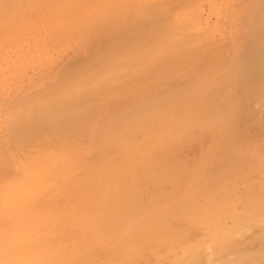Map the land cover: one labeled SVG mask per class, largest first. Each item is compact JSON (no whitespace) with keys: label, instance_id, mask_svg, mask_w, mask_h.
I'll return each instance as SVG.
<instances>
[{"label":"rangeland","instance_id":"1","mask_svg":"<svg viewBox=\"0 0 264 264\" xmlns=\"http://www.w3.org/2000/svg\"><path fill=\"white\" fill-rule=\"evenodd\" d=\"M260 2L37 0V10L30 11L26 9L29 0H22L13 6L9 18L3 16L0 4V264H67L69 255L77 256L79 264L85 258L100 264L127 246L134 256L127 264H264V65L257 64L264 52L260 42L264 40V0ZM150 32L160 47L147 43L154 40ZM136 35L149 38L143 45L145 50L150 44L144 53L150 58L142 56L146 59L142 73L132 64L134 68L121 75L130 79L139 69L135 77L139 79L146 69L148 74L154 70L157 81L145 76L147 85L140 81L138 94L131 93L137 81L131 80L127 91L125 86L117 87L118 92L124 89L123 99L103 101L99 114L85 119L90 123L84 131H79L80 122L73 118L65 129L53 131L61 121L49 115L51 104L41 98L46 91H39L51 87L48 81L60 71L75 70L72 62H100L118 42L128 43ZM153 50L160 55H150ZM161 53L173 62L162 60ZM165 61L172 79L163 73L164 66H157ZM147 63H152L153 70ZM257 69L262 72L257 74ZM173 70L177 76H172ZM182 74L188 75L185 80ZM30 86L37 90L26 94ZM110 119L117 139L102 145L96 158L85 160L79 170L76 163L83 154L98 149L96 129L102 124L97 131L107 133ZM129 124L134 128L137 124L134 133L129 129L131 136L125 131ZM124 131L131 138L128 145L139 151L126 147ZM65 158L76 163L74 172L66 174L69 183L62 195L65 185L59 175L64 170L57 171V166ZM37 171L38 205L48 210L59 204L60 225L80 219L81 201L87 210L97 202L98 210L105 209L110 197L106 196V203L103 192L114 189L118 193L108 212L116 214L110 216L111 224L121 219L123 226H112L108 232L99 230L102 226L39 228L34 237L41 241L38 260H34V249L19 250L5 259L7 238L27 236L12 229L22 210L21 183L22 195L31 191ZM220 234L223 239L217 237L218 241ZM105 237L110 238L109 245ZM192 242L194 249H190ZM189 254L196 260H186Z\"/></svg>","mask_w":264,"mask_h":264},{"label":"bare ground","instance_id":"2","mask_svg":"<svg viewBox=\"0 0 264 264\" xmlns=\"http://www.w3.org/2000/svg\"><path fill=\"white\" fill-rule=\"evenodd\" d=\"M259 2V1H258ZM261 2H262V0H261ZM260 2V3H261ZM262 15H263V12H262ZM264 16V15H263ZM259 17H260V15H259ZM259 19V18H258ZM261 19L264 21V17L262 18L261 17ZM260 21V20H259ZM259 23V22H258ZM260 23H262V21L260 22ZM151 32L153 33V32H155V34H156V30L155 31H152L151 30ZM150 32V35L152 34ZM155 34H153V38L155 37L154 35ZM146 35H140V36H135V38H133L131 41H129L128 43H126V42H118L114 47H112L111 49H113V50H111L112 52H110L108 49V51H109V54H111V55H109L108 54V52H106V47H103L104 48V50H105V54H108L107 55V57L106 58H104L103 57V59H101V61L100 62H93V64H89L88 62V64H85V62H83L82 60H80V61H75V62H72V64H71V67H72V69H75V70H73V71H69V72H62V71H60L57 75H56V79H54V80H50V81H48V84H47V86H51V87H48V88H46L45 90H44V88H43V90L41 89V91H39L40 93H42V91H46V93L45 92H43V94L41 95L42 97L41 98H43V97H45L46 99H47V105L50 103L51 104V108H50V113H49V115L52 117V118H54V119H60V125H56V126H54V130L53 131H58L59 129L60 130H63V129H65L67 126H68V122L71 120V118H73L75 121H77L79 124V127H78V129H79V131H84L85 130V128H87L86 127V125H89V123H86L85 121L87 120V121H89V119H92L93 117H96L97 116V114H99L98 112H99V110H100V108L101 107H103V106H101L102 105V103H103V101H104V103H106L107 101H109V103H111L113 100H118L119 98H120V96L121 95H123V93H121V92H123V90L121 91V89H120V92H118L117 91V89L119 88V86H121L120 88H122V86H127V87H129L130 88V86H128V84L130 83V81L132 80L135 84L137 83V86L138 87H136L137 89L139 88V87H142V86H140V81H141V83L142 82H144L143 84H145V85H147L146 83V78L148 79L150 76H152V75H154L155 73H156V71L154 72V70L153 69H151V66L149 65V64H152V63H147L149 66H150V68L149 69H151V70H153L152 71V73H151V71H150V73L148 74V71H147V69H146V71H144L145 73L147 72V74H143V78H139V79H141V80H139L138 78H135L136 76H137V73H138V71H139V69H138V71H136L137 73H135L134 72V75H136V76H132V75H129V76H131L130 77V79L129 78H125V77H123L121 74H123V73H125V69H127V68H130L129 69V71L131 70V67L132 68H134L133 66H137V67H144V63L146 62V59H148L149 60V56H144V53H146V51L145 50H147L148 51V48H147V46L149 45L150 46V44L152 45H154V46H156L157 47V45L156 44H158V46L160 47L161 46V43L158 41V40H155V38H154V40H151V39H149L147 36L145 37ZM157 36H158V34H157ZM161 39V36L160 37H156V39ZM145 39H146V41L148 40V42L147 43H150V44H146L145 46V50H144V41H145ZM151 40V42H153V43H151V42H149ZM154 42H158V43H154ZM261 43L262 42H264V40H262V41H260ZM154 46H152V48H151V50L152 49H155L156 50V48H154ZM102 48V49H103ZM147 48V49H146ZM155 50H153V52L154 53H152V51H151V54L150 55H155V56H157V51H156V53H155ZM157 50H160V48H158ZM160 52V51H159ZM261 52H263V49H262V51ZM150 53V52H149ZM104 54V55H105ZM148 54V53H147ZM161 54H163V53H161ZM146 55V54H145ZM149 55V54H148ZM158 55H160V54H158ZM94 57H95V55H93ZM103 56V55H102ZM142 56L143 57H146V59L143 61V59H142ZM163 56H164V54H163ZM148 57V58H147ZM154 57V56H153ZM158 57V56H157ZM156 57V58H157ZM162 57V56H161ZM259 59H260V57L262 58V59H260L259 60V62L257 63V64H262V65H264L263 64V62H261V60H264V52L261 54H259ZM139 58H141V59H139ZM167 59L168 61L167 62H169V64L170 63H172L173 62V59H170L171 60V62H170V60H169V58H167V56L165 55L164 57H162V60H164V59ZM256 58V57H255ZM151 60V59H150ZM157 60H158V58H157ZM256 60H257V58H256ZM85 61V60H84ZM136 61V62H135ZM174 61H177V59H174ZM258 61V60H257ZM133 62H135V63H133ZM144 62V63H143ZM150 62V61H149ZM156 62V61H155ZM158 62H161L162 63V61L159 59V61ZM161 63H159L158 65H157V63H156V65L158 66V68H162L164 65L166 66V61L165 62H163L164 64L162 65ZM177 63H178V61H177ZM132 64H133V66H132ZM147 64H146V66H147ZM161 64V65H160ZM168 64V65H169ZM179 64V63H178ZM255 65V66H257L258 67V69L260 70V68H259V66L258 65ZM74 65H75V67H74ZM141 65V66H140ZM143 65V66H142ZM253 65V64H252ZM131 66V67H130ZM163 67V68H165V72H163L165 75L167 74V76H169V78L168 79H172V78H170L171 76V74H170V72L169 73H167L166 72V67ZM180 66V65H179ZM254 66V67H255ZM154 67H155V65H154ZM153 67V68H154ZM170 66H168V68H169ZM253 67V68H254ZM256 67V68H257ZM260 67H262V66H260ZM264 67V66H263ZM263 67H262V69H263ZM136 68V67H135ZM142 68H140V70L142 69ZM157 68V69H158ZM178 68V67H177ZM176 68V69H177ZM79 69V70H78ZM120 69H122L123 71H121ZM156 69V70H157ZM170 69V68H169ZM175 69V70H176ZM179 69V68H178ZM257 69V70H258ZM262 69H261V71H259V72H257V74L258 73H261L262 72ZM120 70V71H119ZM144 70V69H143ZM168 70V69H167ZM171 70V69H170ZM175 70H173V72H175ZM264 70V69H263ZM129 71H128V73H129ZM134 71H135V69H134ZM158 71V70H157ZM182 71V70H181ZM254 72H255V70H253ZM108 72H114V73H111V74H107ZM133 72V71H132ZM143 71L141 70V73H142ZM158 73V72H157ZM156 73V74H157ZM177 73H178V75H179V71L177 70ZM129 74H131V72L129 73ZM164 74H163V77H165L164 76ZM169 74V75H168ZM197 75L196 76H198V72L196 73ZM253 75H254V73H252ZM262 74V76H263V74H264V72H262L261 73ZM261 74H259V75H261ZM123 75H125V74H123ZM150 75V76H149ZM173 75H176V72H175V74H172V76ZM182 75H184V80H185V77H186V75L185 74H182ZM251 75V74H250ZM253 75H251L252 77H249V78H252V80L250 79V81L252 82L253 81V79H254V81H255V78H253ZM122 76V77H121ZM138 76H140L139 74H138ZM145 76H146V78H145ZM148 76V77H147ZM157 76H159L158 74H157ZM177 76V75H176ZM181 76V75H180ZM179 76V77H180ZM188 76V75H187ZM195 76V75H194ZM256 76H258V75H256ZM121 77V78H120ZM162 77V76H161ZM175 77V76H174ZM255 77V76H254ZM259 78H260V76H258ZM124 78V79H123ZM133 78H135V79H133ZM152 78H155V81H157V78L155 77V76H152ZM258 78V79H259ZM136 79H138V80H136ZM142 79H144V80H142ZM159 79H161V78H159ZM163 79H165V78H163ZM179 79V80H178ZM177 80L178 81H180V80H183L182 79V77H181V79L180 78H178ZM257 78H256V80H258ZM153 80V79H152ZM188 80V79H187ZM135 81H137V82H135ZM249 81V82H250ZM253 81V82H254ZM263 81V80H262ZM132 82V87H134L133 85H134V83ZM150 82V81H149ZM152 82V81H151ZM161 82H162V79H161ZM164 82V81H163ZM171 82V81H170ZM112 83V84H111ZM153 83V82H152ZM156 83H158V82H156ZM261 83V82H260ZM154 84V83H153ZM160 85H161V83H159ZM165 84V83H164ZM185 84V83H184ZM253 84V83H252ZM263 84V83H262ZM261 84V85H262ZM114 85V86H113ZM130 85V84H129ZM149 85H151V83L149 84ZM77 86V87H76ZM81 86H87V87H81ZM93 86V87H92ZM108 86H110V87H108ZM111 86H113V87H111ZM144 86V85H143ZM153 86V85H152ZM151 86V87H152ZM162 86V85H161ZM165 86H167V85H165ZM176 86H178V84L176 85ZM263 86V85H262ZM90 87H92V88H90ZM115 87V88H114ZM118 87V88H117ZM127 87H126V91H127ZM146 87H150V86H146ZM151 87H150V89H151ZM136 88L134 89V91H132L131 93H137V92H140V90H141V88H139V91L138 90H136ZM143 89V88H142ZM161 90V89H160ZM124 92L125 93V98L124 99H126L128 96L127 95H129L127 92ZM129 91V90H128ZM131 91V90H130ZM129 91V92H130ZM142 91V90H141ZM264 91V90H263ZM130 93V94H131ZM138 94V93H137ZM37 95H39V94H37ZM132 95H134V94H132ZM264 95V94H263ZM119 96V97H118ZM161 96V95H160ZM163 96V95H162ZM167 96H168V94H167ZM40 96H38L37 98H39ZM116 97H118V99H115ZM37 98H36V100H37ZM41 98H40V100H41ZM132 98V96H130V98L129 99H131ZM157 98H159V97H157ZM160 98H162V97H160ZM167 98V97H166ZM262 98H263V96H262ZM121 99H123V96H121ZM151 99H152V97H151ZM154 99V98H153ZM107 100V101H106ZM132 100V99H131ZM163 101L165 100V99H162ZM39 100H37V102H38ZM106 101V102H105ZM128 101V100H127ZM37 102H36V104H37ZM43 102V101H42ZM149 101H147V103H148ZM108 103V102H107ZM35 104V105H36ZM84 105L86 106L84 109H83V107H84ZM136 105H137V103H136ZM147 105V104H146ZM132 106V105H131ZM118 109V108H117ZM116 109V110H117ZM127 109V108H126ZM125 110V109H124ZM123 110V111H124ZM129 110V109H128ZM127 110V111H128ZM115 111V110H114ZM130 111V110H129ZM133 110H131L130 112H132ZM73 112H74V114H73ZM115 116L116 115H119V114H115V113H118V112H116L115 111V113L113 112V111H111ZM124 112H126V110L124 111ZM72 113V114H71ZM104 113V112H103ZM108 113V112H107ZM121 113V115H122V113L123 112H120ZM110 114V113H109ZM123 114H125V113H123ZM13 115L15 116V114L13 113ZM114 115H112V114H110L109 115V117H114ZM126 115V114H125ZM130 116V115H129ZM88 117V118H87ZM100 117H103V115H101ZM109 117H108V119H109ZM131 117V116H130ZM15 117H13V119H14ZM87 118V119H86ZM117 118H118V116H117ZM122 118V116H120L119 115V119H121ZM123 118H124V116H123ZM133 118H135V116L133 117ZM132 118V119H133ZM86 119V120H85ZM131 119V118H130ZM129 119V120H130ZM169 119V118H168ZM12 120V119H11ZM118 120V119H117ZM128 120V121H129ZM13 121V120H12ZM102 122L104 121V118H103V120H101ZM110 121H111V123L109 122L107 125H109V132L108 131H106L107 133H104L105 132V130L106 129H104V132L102 133V134H104V135H100L99 134V126H102V124H100L99 126H98V128L96 129V131H95V133L97 134V137L95 136V138H96V141H95V144H96V146L95 147H97L98 149L97 150H92V151H89V152H85V158H83L84 160H87V161H93L95 158H96V155L98 154V152L101 150V149H99V148H101V146L102 145H107V146H109V143L110 142H112V141H114V139L113 138H115V139H117L116 137H114V136H116V134H114V131H113V129H114V127H113V120L112 119H110ZM121 120H119L118 122H120ZM127 121V122H128ZM12 123V122H11ZM14 123V122H13ZM103 123H106V121L105 122H103ZM149 123V122H148ZM147 123V124H148ZM118 124V123H117ZM116 124V125H117ZM12 125V124H11ZM15 125V124H14ZM17 125V124H16ZM106 125V124H105ZM105 126V128H107L108 126ZM116 125H115V127H116ZM104 126V125H103ZM129 126H130V128H126V129H128V130H126L125 129V131H127V132H129L130 133V135L129 136H131V134H133L134 132H135V130H136V126H137V124L135 125V128L134 127H132L130 124H129ZM122 128H124V127H121V129H120V127H119V129L120 130H122ZM134 128V129H133ZM11 129V128H10ZM78 129H75V130H78ZM84 129V130H83ZM108 129V128H107ZM118 128L117 129H115L116 130V132L119 130ZM132 129V132H130V130ZM12 130V129H11ZM13 130H14V126H13ZM12 130V131H13ZM87 130V129H86ZM98 130V131H97ZM15 131H18V129L17 130H15ZM27 131V130H26ZM124 131V132H125ZM76 132V131H75ZM57 133V132H56ZM83 133H85V132H83ZM95 134V135H96ZM114 134V135H113ZM118 134V133H117ZM17 135V134H16ZM125 135H126V132H125ZM126 136H128V134L126 135ZM128 136V140L125 142V144H126V147L128 146V143L127 142H130V137ZM103 137H105L104 138V143H103V141H102V139L101 138H103ZM100 139H101V141H100ZM18 140V139H17ZM107 143H106V142ZM146 148V147H145ZM144 148V149H145ZM103 150V149H102ZM108 150H109V148L106 150L107 152H108ZM111 150V149H110ZM137 150V149H136ZM139 151V150H138ZM104 152V150L102 151V153ZM107 152H106V155H107ZM166 155V154H165ZM164 154H163V156H165ZM158 158V157H157ZM161 158H163V157H161ZM82 159V160H83ZM165 159V158H164ZM156 160V159H155ZM159 160V159H158ZM156 162H157V160H156ZM72 163V162H71ZM76 163V162H75ZM121 163H123V164H125L124 162H122L121 161ZM120 163V164H121ZM158 163V162H157ZM157 163H154V164H152V165H155V166H153V167H156V165H157ZM74 163H72V164H69V169H66L65 171H63L59 176H62L63 177V179H62V182H63V184L65 185L64 187V189H63V194L62 195H64V193L66 192V188H67V186L68 185H66V184H68L69 183V179H68V177H66V174H68L69 172L71 173V172H74L73 170H75V168H74ZM98 167V166H97ZM58 176V177H59ZM158 177V176H157ZM100 179H102V178H104V176H100L99 177ZM32 180H33V182L31 181V187H32V189H31V191H29V190H26L25 192H24V194L22 195V191H23V187H24V185H22V183H21V186L22 187H20L19 188V194H20V197H19V202H20V205H21V208H22V210H21V215H19L18 217H17V221H16V223H15V225H14V228L12 229L13 230V232L15 233V234H18V233H22V232H26L27 233V236L26 237H24V238H17V237H15V236H9L8 238H7V250H6V254H4L5 256V259H10V258H6V256H14V255H17L18 254V251L19 250H29V249H34V251H35V254H34V260L36 261V260H38V258H39V255H38V251H39V249H40V247H41V241L40 240H35L34 239V237H35V235L37 234V232L39 231V228H51L52 230H57V228H60V226H61V228H64V229H68V228H75V229H85V228H93V227H95V228H98L99 226H102L101 228L102 229H99V230H103L104 232H108L109 231V229H111V228H113L112 226H117V227H122L123 226V222H122V220L121 219H117V222H115V223H112L111 224V218H110V216H114V215H116V214H114V212L112 213V214H110L109 212H108V209H111L112 207H113V203H114V201L113 200H115V198H116V196H117V190H114V189H108L107 190V192H103L104 193V195H105V202L107 203V197L106 196H109L110 197V200L108 201V203H107V207L104 205V207H105V209H103V210H98V206H100L99 204H98V202H97V204H96V206H93L92 208H91V210H87V209H85V207L83 206V203H82V201L80 202L81 203V205H79V208H78V212L79 213H77V216L80 218L79 220H77L76 222H68V221H65V222H63V225H60L59 224V222H58V208H59V204H57V205H54V207L53 208H51V209H48L47 210V208L45 209L44 207H42V206H39L38 205V198H39V195H40V171H37L36 172V174L32 177ZM108 212L109 214L107 215L106 213H104V212ZM119 214H120V212H118ZM70 214H73V212H71ZM118 214V216H120ZM105 215H107L106 216V221L104 222V224L101 222L102 220H103V218L105 217ZM89 216V218L88 219H86L85 220V218L86 217H88ZM222 235L220 234L219 236H216V240H218L217 239V237L218 238H220L221 240L223 239L222 237H221ZM237 236H239V235H237ZM237 236H236V238L235 239H237ZM241 236V235H240ZM215 237V236H214ZM224 237V236H223ZM242 238L244 237V235L243 236H241ZM105 238H108V239H106V240H104V242L107 244V245H109V243H110V238L109 237H105ZM212 239V238H211ZM214 239V238H213ZM212 239V240H213ZM241 239V238H240ZM240 239H237V240H240ZM220 240V241H221ZM219 241V240H218ZM218 241H216V242H218ZM223 242V241H222ZM221 242V243H222ZM115 243V242H114ZM223 243H225V242H223ZM222 243V244H223ZM195 245H196V243L195 242H192L191 244H190V249H194V247H195ZM203 251V250H202ZM192 253V252H191ZM201 253V252H200ZM202 254V253H201ZM204 254V256H205V252L203 253ZM207 254V253H206ZM199 253H198V255H196L198 258H199ZM96 258V260L98 259V256H96L95 257ZM133 258H134V256L131 254V248L130 247H123L122 248V250H118V251H116L115 253H114V256L113 257H110V259L109 260H106V261H104V262H102V263H100V264H127L128 262H131L132 260H133ZM193 259V260H192ZM67 260H68V262H67V264H79V259H78V257L76 256V257H74V256H71V255H69L68 257H67ZM186 260H188L190 263L192 262V261H194V260H196V258L195 257H193V255H188L187 256V258H186ZM245 262V261H244ZM242 263V262H241ZM83 264H93L92 262H90L89 260H88V258H85V260H84V262H83ZM243 264V263H242Z\"/></svg>","mask_w":264,"mask_h":264},{"label":"crops","instance_id":"3","mask_svg":"<svg viewBox=\"0 0 264 264\" xmlns=\"http://www.w3.org/2000/svg\"><path fill=\"white\" fill-rule=\"evenodd\" d=\"M22 0H0V4H1V6L3 7V9L5 10L4 11V14L5 15H3V16H5V17H10V16H12L13 14H12V11H13V6L14 5H20V2H21ZM29 9L30 11H32V10H37V0H29V6H27L26 7V9ZM164 9V8H163ZM19 10H20V8H19ZM37 90V88L35 89V88H32L31 86H30V88H29V92L28 93H26V94H31L32 93V91H36ZM31 96V95H30ZM28 128H30V131L29 132H31V131H33V130H31V127H28ZM27 129V128H26ZM14 137V136H13ZM132 146V147H131ZM128 145L127 147L129 148V150H131L132 152H134V151H138V150H136L137 148H133V145ZM138 153L139 152H136V153H134V155L135 154H137L138 155ZM81 155H82V153H81ZM83 158H85V154H83V157H82V159ZM79 160L78 161V163H76V164H78V168H79V170L81 169V168H84L85 167V160L83 159V160ZM34 162V161H33ZM36 162V161H35ZM72 163H74V165H75V162H72ZM60 164V166H57V171H65L66 169H69L68 167H69V164H71V160H69L68 158H65V159H63L62 160V162L60 163V162H58V165ZM82 165H83V167H82ZM85 170V169H84ZM66 172V171H65Z\"/></svg>","mask_w":264,"mask_h":264}]
</instances>
